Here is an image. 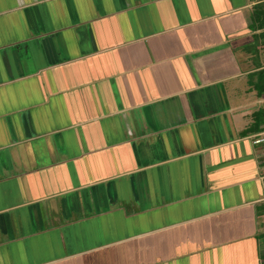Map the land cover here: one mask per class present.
Returning a JSON list of instances; mask_svg holds the SVG:
<instances>
[{
  "label": "crops",
  "instance_id": "obj_1",
  "mask_svg": "<svg viewBox=\"0 0 264 264\" xmlns=\"http://www.w3.org/2000/svg\"><path fill=\"white\" fill-rule=\"evenodd\" d=\"M259 0H0V264H264Z\"/></svg>",
  "mask_w": 264,
  "mask_h": 264
},
{
  "label": "trees",
  "instance_id": "obj_2",
  "mask_svg": "<svg viewBox=\"0 0 264 264\" xmlns=\"http://www.w3.org/2000/svg\"><path fill=\"white\" fill-rule=\"evenodd\" d=\"M254 19L257 21L256 25L264 26V0H259L254 7Z\"/></svg>",
  "mask_w": 264,
  "mask_h": 264
},
{
  "label": "built area",
  "instance_id": "obj_3",
  "mask_svg": "<svg viewBox=\"0 0 264 264\" xmlns=\"http://www.w3.org/2000/svg\"><path fill=\"white\" fill-rule=\"evenodd\" d=\"M251 137L254 143H264V125L260 130L252 133Z\"/></svg>",
  "mask_w": 264,
  "mask_h": 264
}]
</instances>
